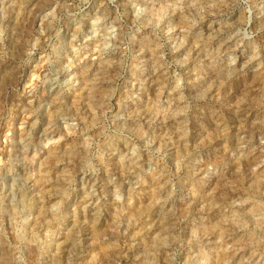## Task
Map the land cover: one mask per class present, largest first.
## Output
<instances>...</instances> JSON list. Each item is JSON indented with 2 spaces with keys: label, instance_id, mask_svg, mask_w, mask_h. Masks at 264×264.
Instances as JSON below:
<instances>
[{
  "label": "rangeland",
  "instance_id": "rangeland-1",
  "mask_svg": "<svg viewBox=\"0 0 264 264\" xmlns=\"http://www.w3.org/2000/svg\"><path fill=\"white\" fill-rule=\"evenodd\" d=\"M0 264H264V0H0Z\"/></svg>",
  "mask_w": 264,
  "mask_h": 264
}]
</instances>
